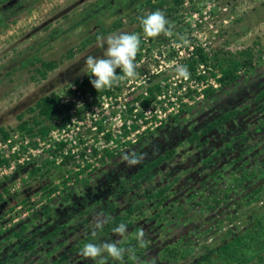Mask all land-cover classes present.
I'll return each mask as SVG.
<instances>
[{
  "label": "rangeland",
  "instance_id": "rangeland-1",
  "mask_svg": "<svg viewBox=\"0 0 264 264\" xmlns=\"http://www.w3.org/2000/svg\"><path fill=\"white\" fill-rule=\"evenodd\" d=\"M17 1L23 7L0 26V129L9 135L6 141L0 136V158L7 160L0 164V189L11 197L7 201L3 195L7 204L0 202V264H52L61 256L66 257L61 264H100L101 258L80 255L84 245L77 250L79 244L91 235L89 243L117 240L114 231L97 234L92 224L101 219L106 222L113 215L126 216L128 209L132 210V226L118 245L128 254L123 261L105 255V264H129L141 229L147 244L134 264H264V247L256 243L251 250L250 245L241 248L237 257L242 260L218 256L222 246L236 236L249 235L257 220L264 221V97L257 98L264 88V0H184L178 6L167 0L169 5L161 11L172 10L166 18L174 26L173 35L149 39L143 36L136 15L145 17L151 12L140 10L137 2L126 8L125 0ZM113 33L140 34L136 77L120 81L119 91L92 107L87 106L90 99L82 92L65 96L76 81L90 82L85 60L89 55L101 57L104 49L96 46L97 37ZM194 46L208 54L214 74L233 67L238 81L205 98L206 85L218 87L206 68H198V74L208 77L206 84L178 78L175 68ZM49 61L56 62L57 68L41 77L35 69ZM246 61L252 63V70L242 65ZM149 83L166 87L162 103L136 122L135 132L123 136L121 126L133 121L127 109L138 107L132 101ZM53 94L64 98L62 104L72 99L75 107L69 113L74 116L64 128L52 129L45 140H34V146L18 125L35 116L29 109L38 99ZM179 106L189 108L190 114L153 135ZM229 111L234 117L203 137V147L186 142L191 133ZM104 133L112 137L108 144ZM57 142L64 148L56 152V165L49 173L43 169L29 176L25 164L40 167L51 161ZM168 148L176 150L171 160L145 178L130 182L141 166ZM92 149L99 154L94 155ZM105 149L117 158L100 162ZM133 153L139 162L129 165L123 157L131 158ZM84 161L91 164L84 173L91 185L75 187L73 183L81 176L75 179L73 173ZM62 181L71 189L64 205L57 201ZM168 185L165 203L155 208V202L146 196ZM49 187L57 190L46 197L43 191ZM108 202L115 207L109 214ZM48 203L54 206L53 217L28 224L25 242L10 239L6 249L3 239L8 231L28 223ZM61 225L65 228L57 236L38 241ZM30 246L33 248L28 250ZM167 247L177 253L164 261Z\"/></svg>",
  "mask_w": 264,
  "mask_h": 264
},
{
  "label": "trees",
  "instance_id": "trees-1",
  "mask_svg": "<svg viewBox=\"0 0 264 264\" xmlns=\"http://www.w3.org/2000/svg\"><path fill=\"white\" fill-rule=\"evenodd\" d=\"M175 6L181 5L184 0H171ZM130 2H137L136 5H141L142 11L143 9L148 8L150 12H154L156 10H160L165 5H169V2L167 0H125V6L124 4H121L122 6L129 8ZM23 7L22 1L17 0H0V26L3 24L10 22L17 14V12ZM172 10L166 9L165 11H162L165 16H168L171 14ZM139 18H141V13H137ZM141 48V43H140ZM140 51V49H139ZM136 56V60L140 59V54ZM181 65H187L190 77L188 80L196 83H203L206 84L208 77L205 75L198 74V68L200 66H203L207 69V72L209 76H212L217 83L218 87H214V85H206V88L203 90V94L205 98H211L213 97L218 91L224 90L228 88L230 85L235 84L238 81L239 76L234 72L233 67H225L220 69V75H216L212 72L214 68V64L210 62V57L207 53H204L199 47L194 46L192 47V51L190 53V56L188 58H185L182 60ZM242 65L244 67H250V70L253 69L252 63L250 61L243 62ZM262 67H264V60L262 63ZM57 68V63L54 61L49 62H41L40 67L35 69L36 72L41 76L45 77L49 72L53 71ZM233 68V69H232ZM248 70V69H247ZM117 74H121L120 70H117ZM145 89L144 93L140 94L138 97L133 99L132 104H137L138 107L130 106L127 109L128 115L133 116V121L130 125L123 124L121 126V130L123 131V136H128L131 132H135L138 129V126L136 122L138 120L145 119L146 113H151L157 110V104H161V97L164 94V89L166 88L163 85H160L159 83H149ZM120 90L119 82L114 83V85L111 88L103 89L100 91H96L90 82L88 80L83 81H76L75 82V88L71 91L68 90L66 92L65 96H69L72 93H78L82 92L88 99H90V102L87 103L88 107H92L94 105H99V102L102 98L111 97L114 92H117ZM189 90V89H187ZM194 91H191V94ZM190 92L188 91V95ZM264 97V88L260 90V92L257 95V98H263ZM64 98L60 95L53 94L51 96H43L40 99H38L34 106L29 109L31 113H35V116L31 118L30 121L24 120L18 125V130L23 133L27 138H29L30 141L33 142L34 146H37V142L34 141L36 139L38 140H45L46 137L50 134L51 130L54 128H64L66 125H68L73 116L69 112L74 109L75 103L72 101V99L68 100L65 104H62V100ZM180 106L182 105L181 100L179 99ZM180 106L178 107L177 113L173 116L167 115L166 120L162 123H160L159 126H157L152 134L157 135L162 129H164L166 124H178L181 120H184L188 114H190V109H181ZM162 108V107H161ZM79 111V110H78ZM79 113V112H78ZM77 113V114H78ZM64 114V115H63ZM63 117L61 118V116ZM234 117V113L229 111L222 115H219L216 119L211 121L210 123L206 124L203 128H201L199 131L191 133L187 138L186 142L189 145L194 146L195 148H201L204 146L205 141H200L203 137H205L209 132L214 131L222 127L224 124L229 122ZM59 121V125H56V123ZM0 136L4 141H6L9 137L8 133L5 132L3 129H0ZM104 142L105 144H108L110 141H112V137L109 133H104ZM124 146L130 147L132 145L128 143H123ZM64 148V144L62 142L54 143V151H53V159L51 161H45L40 165V167H34L35 165H32V163H26L24 168H27V172L29 176H34L35 174L41 172L43 169L46 172H50V168L54 167L56 165V152L61 151ZM92 152L94 155H98L99 153L92 149ZM176 153V150L174 148H168L165 149L162 153H160L158 156H156L155 159L149 161L145 165L141 166L135 174L131 177L130 182H137L146 176H148L151 172L156 170L158 167H160L162 164L166 163L167 161L171 160ZM218 151L214 153L217 154ZM81 157H83V154H81ZM116 155L111 153L110 150L105 149L101 156H100V162L104 163L105 159H109V161L114 160ZM84 165L77 164L76 165V171L73 173V176L75 179H78L80 176L81 178L76 181V183H73V186L75 187H82V188H89L91 185V179L88 175H84L85 171L90 169L91 164H88L87 161ZM7 163V160L0 158V164ZM262 170H264V162L261 166ZM95 170V169H93ZM264 172V171H263ZM1 185V183H0ZM66 181L61 182L62 186V195L57 197V201L60 205H64L68 203L70 200L69 197V187H65ZM57 189L54 187H49L48 189H44L43 193L44 196L48 197L52 193H54ZM170 190V185L163 186L159 189H157L154 192H151L146 196V199L152 202H155V208H160L167 199V193ZM3 195H6L7 201L10 200V195L6 190L0 189V202L3 204H7V201L3 200ZM2 207V204L0 205V208ZM114 205L112 203H107V214L112 213L114 211ZM132 210H127L126 216L121 215H113V217H110L106 220V222L103 224V227L101 229L97 230V234H105L113 231L116 227H118L121 223H124L127 225V228L131 227V221H129V216L131 215ZM54 215V206L50 205L48 203L43 209L39 211V213L34 214L31 216L28 223L21 224L18 228L12 229L11 231H8L9 234H7L3 242L4 247L7 249L9 246L10 239L18 240L19 243L25 242V232L28 230V224H31L34 226V224L37 221H41L43 219H51ZM65 225L57 226L49 231V233L42 237V239L38 241H47L55 236H57L62 230H64ZM35 233V232H34ZM33 233V234H34ZM250 234L249 235H242V236H236L233 238L229 243L222 246L218 250V256L219 258L223 260H242L239 259L237 256L240 254L241 248L244 246L250 245V250L252 249V246L256 243L264 247V221L257 220L256 223L252 224L250 227ZM1 236V234H0ZM250 238V240H248ZM28 239V238H27ZM92 239V235L85 239V241H82L78 249L79 250L83 245L86 243H89ZM137 247H132L133 254L135 259L141 258L143 256V248L139 246V244L136 245ZM33 247L30 246L27 248L28 250H31ZM165 253L168 255L163 258L164 261L170 259L177 253L175 249H171L167 247L165 249ZM127 252H125L124 257L127 256ZM65 256L59 257L56 261H54L52 264H61L65 260ZM135 259L132 258L128 259L129 264H134Z\"/></svg>",
  "mask_w": 264,
  "mask_h": 264
},
{
  "label": "clouds",
  "instance_id": "clouds-1",
  "mask_svg": "<svg viewBox=\"0 0 264 264\" xmlns=\"http://www.w3.org/2000/svg\"><path fill=\"white\" fill-rule=\"evenodd\" d=\"M139 24L142 28L143 36L146 39L157 38L161 34L166 36L173 35V25L166 18L165 14L156 10L147 14L145 17L139 18ZM184 43L187 39L181 37ZM141 37L137 33H113L107 37H97V47L103 48L104 52L101 57H94L89 55L85 60V66L88 70V76L91 77L90 84L98 92L103 89L111 88L114 83L125 80L126 78L136 77L135 59L140 49ZM121 74H117V70ZM175 73L178 78L188 79L190 72L187 65H179L175 68ZM128 161L129 165H135L139 162L135 154L129 158L128 155L123 157ZM104 220H97L92 224L94 229H101ZM118 239L102 244L86 243L81 249L80 255L85 258L96 260L101 258L100 264H105L103 257L107 255L115 261H123L126 249L119 247L122 239L127 236V225L121 223L118 227L113 229ZM145 233L141 229L137 233V240L141 248L145 247L147 241L144 239ZM133 260L135 256L131 257Z\"/></svg>",
  "mask_w": 264,
  "mask_h": 264
}]
</instances>
